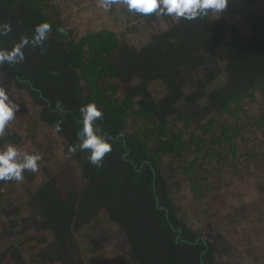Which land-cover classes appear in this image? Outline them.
<instances>
[{
    "label": "trees",
    "instance_id": "16d2710c",
    "mask_svg": "<svg viewBox=\"0 0 264 264\" xmlns=\"http://www.w3.org/2000/svg\"><path fill=\"white\" fill-rule=\"evenodd\" d=\"M115 12L130 24L125 32L76 40L50 0H0V24L13 29L0 48L52 25L44 52L27 47L23 63L0 70L63 138L83 182L58 184L60 167L45 162L50 150L43 179L22 186L21 201L10 191L14 181L0 182V264H96L100 230L113 227L126 238L131 264H227L218 254L229 228L208 225L202 238L175 196L186 183L196 200L210 202L221 175L234 184L264 161V2L229 0L218 17L179 22ZM155 24L162 28L150 31ZM89 103L103 111L97 127L113 145L99 168L78 147L69 155ZM11 139L6 132L0 149ZM221 194H230L225 182Z\"/></svg>",
    "mask_w": 264,
    "mask_h": 264
},
{
    "label": "rangeland",
    "instance_id": "374dc122",
    "mask_svg": "<svg viewBox=\"0 0 264 264\" xmlns=\"http://www.w3.org/2000/svg\"><path fill=\"white\" fill-rule=\"evenodd\" d=\"M50 6L61 16L64 25L71 30L76 40L102 29L122 34L130 28L122 13L111 14L105 11L98 7V0H50ZM159 27L162 28L161 24H155L149 30L157 32ZM235 40L232 37L230 42ZM132 42L136 45L140 43L134 40ZM0 86H3L20 104L16 119L6 130L13 144L22 151L42 155L40 163L45 161L43 150L52 151L51 159L45 162L60 167L57 183L62 184L66 180L71 182L74 179L75 184L81 186L83 182L80 167L64 154L63 138L41 120L38 115L39 107L32 102L28 91L18 88L14 79L4 75L1 70ZM25 110L28 113L23 117L20 114ZM41 166L37 173L27 176L23 182H15L10 188L17 201H21L22 186L29 187L27 182L31 180L38 182L43 179L40 175ZM250 174L247 178L237 177L234 184L230 178H223L221 175L216 182L220 188L217 190L218 196L215 198L214 195L210 202L196 200L186 183H182L180 191L175 196L180 215H183L187 224L202 238L207 237L204 230L210 227L208 225L213 224L212 229L222 226L229 228L225 232L226 237L220 240L223 248L218 254L227 264H264V161L258 171L257 168H251ZM224 182L230 193L226 197L221 194ZM212 196L213 194L210 197ZM100 231L102 235L98 237L94 249L99 255L94 256L96 264H131L124 255L127 241L121 236V229L113 227L111 231L106 232L101 228Z\"/></svg>",
    "mask_w": 264,
    "mask_h": 264
},
{
    "label": "clouds",
    "instance_id": "9594fccd",
    "mask_svg": "<svg viewBox=\"0 0 264 264\" xmlns=\"http://www.w3.org/2000/svg\"><path fill=\"white\" fill-rule=\"evenodd\" d=\"M229 0H98V7L105 11L116 9H126L128 12L163 20L170 17L179 22L181 19L192 21L204 18L209 13L219 14L227 10ZM10 22L0 24V36H7L12 32ZM57 31L64 33L63 28ZM52 32V25L42 22L36 25L32 37L21 36L11 50L0 48V68L5 65L15 66L23 63L26 59L24 49L31 47L39 48L44 52L45 44ZM57 108H60L59 102ZM20 110L17 103L9 92L0 86V138L6 135V130L16 119V113ZM83 128L80 132V143L69 148V155L74 154L77 147L82 152L90 153L88 161L97 168L102 167L104 158L113 150V145L108 138L101 134L102 130L97 127V122L103 119V111L95 103H89L80 108ZM62 121L55 125V131L60 132ZM42 155L30 154L22 151L13 144H6L0 149V182H23L24 173H37L40 170Z\"/></svg>",
    "mask_w": 264,
    "mask_h": 264
},
{
    "label": "water",
    "instance_id": "95a60500",
    "mask_svg": "<svg viewBox=\"0 0 264 264\" xmlns=\"http://www.w3.org/2000/svg\"><path fill=\"white\" fill-rule=\"evenodd\" d=\"M80 134V133H79ZM80 136V135H79ZM157 201H158V199H157Z\"/></svg>",
    "mask_w": 264,
    "mask_h": 264
}]
</instances>
